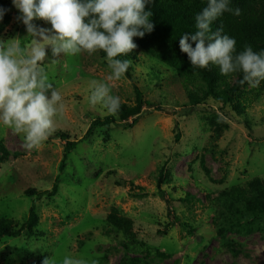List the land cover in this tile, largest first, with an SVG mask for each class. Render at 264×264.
Returning <instances> with one entry per match:
<instances>
[{"label": "rangeland", "instance_id": "rangeland-1", "mask_svg": "<svg viewBox=\"0 0 264 264\" xmlns=\"http://www.w3.org/2000/svg\"><path fill=\"white\" fill-rule=\"evenodd\" d=\"M6 1L12 20L0 43L28 48L33 37ZM33 24L51 29L42 19ZM137 49L131 78L110 82L111 94L135 107L139 89L153 107L132 129L126 125L133 119L118 121L86 137L93 121L111 115L87 99L89 82L110 74L107 61L98 52L53 57L47 46L42 67L66 107L39 149H26L22 136L0 124V216L20 226L32 208L39 217L34 237L1 239L0 264H43L45 258L62 264L65 256L119 264V237L105 229L114 210L156 250L149 264H264V216L250 234L217 227L219 195L264 179V93L242 114L212 99L189 112L176 71ZM58 133L79 142L77 148L66 154V142L53 137ZM57 181L54 198L28 194L50 192Z\"/></svg>", "mask_w": 264, "mask_h": 264}, {"label": "clouds", "instance_id": "clouds-1", "mask_svg": "<svg viewBox=\"0 0 264 264\" xmlns=\"http://www.w3.org/2000/svg\"><path fill=\"white\" fill-rule=\"evenodd\" d=\"M152 0H12L33 37L31 46L22 48L18 42L0 43V124L23 137L28 150L39 149L56 131V118L65 111L61 92L49 82L42 67L47 46L53 57L106 53L110 74L105 81L91 80V106L100 105L108 114L120 110L119 96L111 94L110 82L119 81L130 67L128 55L137 48L135 37L143 38L154 30L153 12L147 10ZM7 10L0 8V21ZM236 16L241 9L230 7V0H208L207 6L195 15L194 33H185L179 47L186 53L193 68L218 66L220 74L242 73L241 85L258 87L264 81V50L254 51L251 45L237 52V41L222 29L212 30V24L224 13ZM42 19L51 24L44 29L33 24ZM39 37V39H36ZM195 43L193 47L192 43ZM43 264H50L45 258ZM54 264V262H52ZM62 264H88L84 259L63 258ZM91 264H99L93 260Z\"/></svg>", "mask_w": 264, "mask_h": 264}, {"label": "trees", "instance_id": "trees-1", "mask_svg": "<svg viewBox=\"0 0 264 264\" xmlns=\"http://www.w3.org/2000/svg\"><path fill=\"white\" fill-rule=\"evenodd\" d=\"M208 0H152L147 5V10L153 12L150 18L154 24L151 33H145L143 38L135 37L134 42L139 48L175 70L180 79L183 90L188 97L189 112L196 110L201 104L212 99L222 104V107L230 106L235 112L242 114L250 106L257 102L264 93V81L258 87H252L246 91L249 85H241L242 73H233L229 76L220 74L218 66L209 65L208 68H193L186 53L179 47V39L185 33H194L195 15L207 6ZM230 7L241 9L239 16L226 12L213 24L212 30L222 29V34L234 38L237 41V52L244 49L245 45H251L254 51L264 50V0H230ZM0 8L6 9L3 20L0 21V37L8 28L12 17L9 12L8 2L0 0ZM193 47L195 43L191 40ZM98 54L106 59V53L98 51ZM121 60H137L138 49L125 56L117 57ZM132 67L128 68L126 76L131 78ZM237 77V81L231 87L230 81ZM245 89V91H242ZM153 107L144 100L143 93L136 89V106L129 107L120 104V110L116 115H109L103 120L92 122L86 137H89L97 128H103L116 124L118 121L132 123L127 124L128 129L134 128L146 111ZM187 114L188 112H184ZM128 123V122H127ZM179 129V124H177ZM217 135V134H216ZM53 137L66 142V154L76 149L79 142H73L64 133L54 134ZM217 137V136H216ZM181 133L177 134V140ZM67 155L64 156V160ZM65 163L62 162L61 169ZM117 186H125L118 183ZM134 189L143 190L140 187ZM59 193L58 181L50 192H28L29 195H37L38 198L47 195L54 198ZM219 215L217 227L220 231L236 233H252L258 218L264 216V179L256 178L247 183L245 187L236 186L222 192L217 198ZM39 223V217L34 208L31 209L26 222L19 225L12 219L0 216V241L3 238H17L26 233L28 237L35 236V229ZM106 234L112 233L119 237V244L123 250V258L119 264H149L148 259L156 253V250L137 239L133 232V223L117 215L114 210L106 220ZM158 255V254H157Z\"/></svg>", "mask_w": 264, "mask_h": 264}]
</instances>
